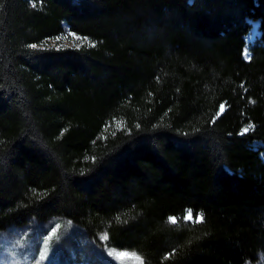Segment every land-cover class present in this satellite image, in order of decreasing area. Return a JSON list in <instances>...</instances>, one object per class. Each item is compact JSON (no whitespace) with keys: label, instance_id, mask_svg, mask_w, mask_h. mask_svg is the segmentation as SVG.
<instances>
[{"label":"trees","instance_id":"obj_1","mask_svg":"<svg viewBox=\"0 0 264 264\" xmlns=\"http://www.w3.org/2000/svg\"><path fill=\"white\" fill-rule=\"evenodd\" d=\"M55 216L142 264L264 258V0H0V231Z\"/></svg>","mask_w":264,"mask_h":264},{"label":"rangeland","instance_id":"obj_2","mask_svg":"<svg viewBox=\"0 0 264 264\" xmlns=\"http://www.w3.org/2000/svg\"><path fill=\"white\" fill-rule=\"evenodd\" d=\"M251 29L245 36L244 60L250 57L249 45L259 35L258 29L256 35ZM89 42L86 38L65 28L59 39L52 38L47 40L46 44L79 46ZM189 212L192 218L186 220L185 216ZM197 217L201 215L191 210L184 211L180 218L172 216L175 222L177 220L200 221ZM169 222L172 220L169 219ZM53 229H56L55 234L52 232ZM49 236L51 239L45 245L44 240ZM98 238V242L87 238L80 228L66 218L55 216L40 223L33 219L23 226H12L0 231V264H142L141 258L134 252L106 246L103 235ZM46 248L47 253H45ZM42 254L43 260L40 259ZM253 264H264V258H260Z\"/></svg>","mask_w":264,"mask_h":264},{"label":"snow or ice","instance_id":"obj_3","mask_svg":"<svg viewBox=\"0 0 264 264\" xmlns=\"http://www.w3.org/2000/svg\"><path fill=\"white\" fill-rule=\"evenodd\" d=\"M30 47H31V48H35L36 45L33 44V45H30ZM220 110H221V111L224 110V105H223V104L220 105ZM218 115H219V113H218ZM249 127H251V125H249ZM244 131H247V129H245ZM191 218H192V215H191V212H189V214H188L187 216H185V219H186V220H190ZM169 219L172 220L173 223H175V220H174L172 217H169ZM199 219H201V217H197V220H199ZM52 232H53V234H55L56 229H53ZM49 239H51V236L47 237V238L44 240L45 245L48 244ZM47 251H48V249L46 248V249H45V253H47ZM121 255H126V253H121ZM40 259H41V260L44 259V255H43V254L41 255Z\"/></svg>","mask_w":264,"mask_h":264},{"label":"bare ground","instance_id":"obj_4","mask_svg":"<svg viewBox=\"0 0 264 264\" xmlns=\"http://www.w3.org/2000/svg\"><path fill=\"white\" fill-rule=\"evenodd\" d=\"M257 29H258V23H257V20H256V22L253 23V28L251 29L252 30V33L254 35H256ZM257 143H259V142H257Z\"/></svg>","mask_w":264,"mask_h":264},{"label":"water","instance_id":"obj_5","mask_svg":"<svg viewBox=\"0 0 264 264\" xmlns=\"http://www.w3.org/2000/svg\"><path fill=\"white\" fill-rule=\"evenodd\" d=\"M257 23H258V25H259V21H257ZM259 33V32H258ZM259 35H260V33H259ZM258 35V36H259ZM222 111L219 109V114L221 113ZM218 114V113H217ZM218 116V115H217Z\"/></svg>","mask_w":264,"mask_h":264}]
</instances>
